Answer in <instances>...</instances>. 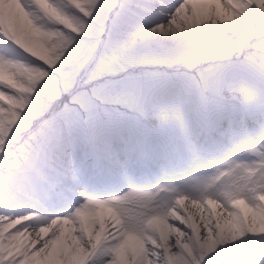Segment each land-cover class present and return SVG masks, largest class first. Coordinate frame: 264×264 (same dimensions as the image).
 Here are the masks:
<instances>
[{
	"label": "snow or ice",
	"instance_id": "snow-or-ice-1",
	"mask_svg": "<svg viewBox=\"0 0 264 264\" xmlns=\"http://www.w3.org/2000/svg\"><path fill=\"white\" fill-rule=\"evenodd\" d=\"M0 46V264H264V0H0Z\"/></svg>",
	"mask_w": 264,
	"mask_h": 264
},
{
	"label": "bare ground",
	"instance_id": "bare-ground-1",
	"mask_svg": "<svg viewBox=\"0 0 264 264\" xmlns=\"http://www.w3.org/2000/svg\"><path fill=\"white\" fill-rule=\"evenodd\" d=\"M161 19L162 18L148 17V21H143V20L137 18V19H134V22L137 24L138 27L143 28V27L149 26L150 23L160 22ZM112 23H113V26H115L116 23H114V22H112ZM0 52L8 54V50L6 48H4L3 46H0ZM104 135H105V126L104 125H100L99 128L93 134L90 135L89 139H90V142H91L94 149L98 150L97 146L99 143H101L103 141ZM69 147L71 148V150L73 152L76 153V156H78V152L80 150L79 140L75 139L72 136H69L65 143L62 142L61 144H56L53 147V149L51 148V150H53L55 153H57L59 155L58 152L63 154L64 148H69ZM81 155H83V156L79 159V161H81V162L86 161V165L82 166V169L84 170L85 167L90 163V157H89L88 153L84 152V151H81ZM59 175H61V174H59ZM85 180H86V182L83 186L87 187L89 190H92V187L90 186L91 184L88 182V180L86 178H85ZM163 182H164L163 180L154 179L152 184L150 185L152 187L151 190H155L154 187H157L156 185L161 184ZM137 186L138 185H133V187H137ZM125 190H127V186L125 187Z\"/></svg>",
	"mask_w": 264,
	"mask_h": 264
},
{
	"label": "rangeland",
	"instance_id": "rangeland-1",
	"mask_svg": "<svg viewBox=\"0 0 264 264\" xmlns=\"http://www.w3.org/2000/svg\"><path fill=\"white\" fill-rule=\"evenodd\" d=\"M38 132H40L41 135H42V134H46L45 131H42V132H41V129H38ZM48 134H49V133H48ZM55 140H58V139H55ZM53 169H54V170H59V171H61L60 169H57V168L54 167V166H53ZM61 172H62V171H61ZM62 173H63V172H62Z\"/></svg>",
	"mask_w": 264,
	"mask_h": 264
}]
</instances>
